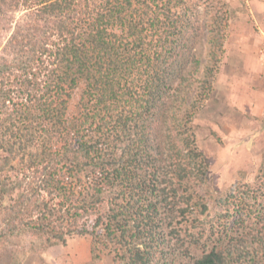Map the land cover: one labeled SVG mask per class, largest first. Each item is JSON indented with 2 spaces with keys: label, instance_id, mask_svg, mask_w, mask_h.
Wrapping results in <instances>:
<instances>
[{
  "label": "trees",
  "instance_id": "1",
  "mask_svg": "<svg viewBox=\"0 0 264 264\" xmlns=\"http://www.w3.org/2000/svg\"><path fill=\"white\" fill-rule=\"evenodd\" d=\"M228 26L225 0H0V246L264 264V163L216 188L194 125Z\"/></svg>",
  "mask_w": 264,
  "mask_h": 264
},
{
  "label": "rangeland",
  "instance_id": "2",
  "mask_svg": "<svg viewBox=\"0 0 264 264\" xmlns=\"http://www.w3.org/2000/svg\"><path fill=\"white\" fill-rule=\"evenodd\" d=\"M225 1V53L214 89L194 120L216 188L228 186L242 172L245 182H253L264 163V0ZM205 51L202 43L199 52ZM91 241L89 235L75 234L66 244L43 248L31 237L14 235L0 246V264H122L108 252L95 258Z\"/></svg>",
  "mask_w": 264,
  "mask_h": 264
},
{
  "label": "crops",
  "instance_id": "3",
  "mask_svg": "<svg viewBox=\"0 0 264 264\" xmlns=\"http://www.w3.org/2000/svg\"><path fill=\"white\" fill-rule=\"evenodd\" d=\"M235 39L236 40H243V41L247 42V37H244V36H235ZM263 101H264V99H263Z\"/></svg>",
  "mask_w": 264,
  "mask_h": 264
}]
</instances>
